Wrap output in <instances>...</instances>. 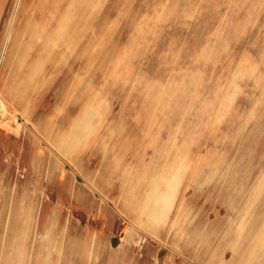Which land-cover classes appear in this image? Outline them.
Here are the masks:
<instances>
[{
	"label": "rangeland",
	"instance_id": "1",
	"mask_svg": "<svg viewBox=\"0 0 264 264\" xmlns=\"http://www.w3.org/2000/svg\"><path fill=\"white\" fill-rule=\"evenodd\" d=\"M262 236L264 0H0V264H264Z\"/></svg>",
	"mask_w": 264,
	"mask_h": 264
},
{
	"label": "crops",
	"instance_id": "2",
	"mask_svg": "<svg viewBox=\"0 0 264 264\" xmlns=\"http://www.w3.org/2000/svg\"><path fill=\"white\" fill-rule=\"evenodd\" d=\"M252 243H253V249H255L253 256H254V258H256V256L258 255L259 249H262L264 246V237L262 236L261 238H259V240L253 241ZM251 253H252V250H251L250 254Z\"/></svg>",
	"mask_w": 264,
	"mask_h": 264
}]
</instances>
